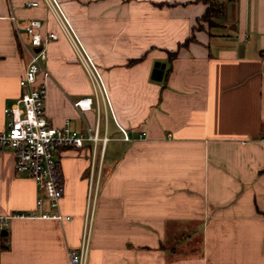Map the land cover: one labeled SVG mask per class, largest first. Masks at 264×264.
<instances>
[{
	"label": "crops",
	"instance_id": "obj_1",
	"mask_svg": "<svg viewBox=\"0 0 264 264\" xmlns=\"http://www.w3.org/2000/svg\"><path fill=\"white\" fill-rule=\"evenodd\" d=\"M58 1L110 105L97 103L43 0H0V132L24 93V28L37 20L56 36L45 47L50 78L38 77L49 124L85 137L99 125L107 143L56 152L62 221L38 217L36 183L17 174L12 151L0 155V264H70L94 159L88 264H264V0ZM87 97L93 109L80 112Z\"/></svg>",
	"mask_w": 264,
	"mask_h": 264
},
{
	"label": "built area",
	"instance_id": "obj_2",
	"mask_svg": "<svg viewBox=\"0 0 264 264\" xmlns=\"http://www.w3.org/2000/svg\"><path fill=\"white\" fill-rule=\"evenodd\" d=\"M134 1L143 3L146 0ZM43 2L71 44L79 64L87 73L97 103L101 98L103 103L110 105L108 89L101 70L85 49L60 2L58 0H43ZM38 5V3H33L29 6L37 7ZM42 30L43 25L37 20L31 21L24 28V31L32 38L31 61L20 82L24 93L14 106L5 110L9 122L5 131L0 132V155L12 151L15 154L17 174L29 177L36 183L42 193L36 204L39 218L57 221L70 220L69 217L58 213L60 202L65 195V187L61 180L56 152L63 148H82L86 142H91L96 146L102 141L105 147L107 139L100 140L99 125L94 132L88 128V136L85 137L72 131L69 128V122L60 129L49 124L47 86L38 84V77L42 74L45 78H50V74L45 68L48 59L45 47L47 43L54 41L56 36L47 34L43 37ZM93 104V98L87 97L80 99L74 105L80 112H87L93 109ZM96 162L94 159L90 173L91 187L82 243L79 249L70 252V264H88L94 227V212L98 198V187H93V182L97 176H100L99 173L98 175L96 173ZM45 208L50 212L45 211ZM17 217L24 218L26 216ZM26 218H31V216ZM1 225L7 227V220H2Z\"/></svg>",
	"mask_w": 264,
	"mask_h": 264
},
{
	"label": "trees",
	"instance_id": "obj_3",
	"mask_svg": "<svg viewBox=\"0 0 264 264\" xmlns=\"http://www.w3.org/2000/svg\"><path fill=\"white\" fill-rule=\"evenodd\" d=\"M205 1H209V0H205ZM215 12H216V11H213L212 8H210V9L208 10V13H207L206 16L204 17V20H209L210 17H211V15H212L213 13H215Z\"/></svg>",
	"mask_w": 264,
	"mask_h": 264
},
{
	"label": "water",
	"instance_id": "obj_4",
	"mask_svg": "<svg viewBox=\"0 0 264 264\" xmlns=\"http://www.w3.org/2000/svg\"><path fill=\"white\" fill-rule=\"evenodd\" d=\"M158 66H159V65H157V67H158ZM164 70H165V65H162L161 68H160V70L156 71V74H158L159 79L162 78V76H163V71H164Z\"/></svg>",
	"mask_w": 264,
	"mask_h": 264
}]
</instances>
